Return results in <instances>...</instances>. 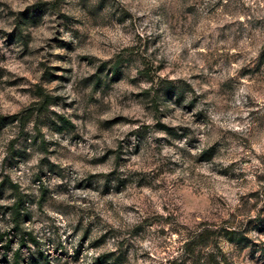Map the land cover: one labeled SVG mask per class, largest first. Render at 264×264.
Returning <instances> with one entry per match:
<instances>
[{
	"label": "clouds",
	"instance_id": "1",
	"mask_svg": "<svg viewBox=\"0 0 264 264\" xmlns=\"http://www.w3.org/2000/svg\"><path fill=\"white\" fill-rule=\"evenodd\" d=\"M0 264H264V0H0Z\"/></svg>",
	"mask_w": 264,
	"mask_h": 264
},
{
	"label": "rangeland",
	"instance_id": "2",
	"mask_svg": "<svg viewBox=\"0 0 264 264\" xmlns=\"http://www.w3.org/2000/svg\"><path fill=\"white\" fill-rule=\"evenodd\" d=\"M97 246L100 247V246H102V245L98 244Z\"/></svg>",
	"mask_w": 264,
	"mask_h": 264
}]
</instances>
